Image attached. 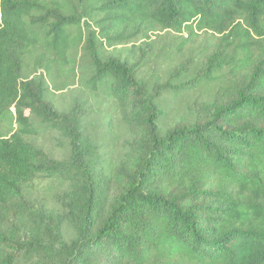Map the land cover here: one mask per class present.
<instances>
[{"label":"trees","instance_id":"1","mask_svg":"<svg viewBox=\"0 0 264 264\" xmlns=\"http://www.w3.org/2000/svg\"><path fill=\"white\" fill-rule=\"evenodd\" d=\"M155 30L180 35V50L209 33L198 76L217 82L193 121L164 133L157 94L134 65L104 54ZM76 54L86 88L113 99L133 134L115 170L95 166L81 120L47 99V79ZM189 83L164 89L188 95ZM37 126L69 137L66 161L30 142ZM49 174L72 184L62 203L74 237L62 245L16 226L28 216L27 188ZM37 258L264 264V0H0V264Z\"/></svg>","mask_w":264,"mask_h":264},{"label":"rangeland","instance_id":"2","mask_svg":"<svg viewBox=\"0 0 264 264\" xmlns=\"http://www.w3.org/2000/svg\"><path fill=\"white\" fill-rule=\"evenodd\" d=\"M207 34L209 33H200L195 43H189L180 50V35L155 30L147 36L104 51L106 56L119 55L121 59L134 65L137 80L148 92L157 94L156 102L160 109L158 127L161 133L179 123L193 121L203 103L212 102L217 93V82L209 81L200 74L198 76L200 62L204 57L203 50L207 45ZM74 60L63 72L55 74L53 84L47 79L50 85L47 99L56 111L64 114L72 112L76 119L81 120L84 132L94 140L98 148L95 151V166L103 165L109 170H115L123 158L133 151V134L123 124L119 108L113 99L90 92L86 88L85 77L80 74L81 55L76 54ZM178 68L182 73L174 76L173 71ZM196 75L200 77L199 80H196ZM30 77H34V74ZM180 82L188 85L193 82L195 86L188 95H174L170 89H164L167 84ZM7 119L1 124L3 130L11 129ZM28 139L56 161H66L71 155L70 139L59 130L37 126L36 132ZM71 189V182L60 176L49 174L38 177L25 192L29 206L28 216L18 217L16 220L19 232L28 227V232L36 233L49 245L68 243L74 237V229L69 220L72 218L70 212L63 208L62 202L70 197ZM15 264L54 263L37 258L20 260Z\"/></svg>","mask_w":264,"mask_h":264}]
</instances>
